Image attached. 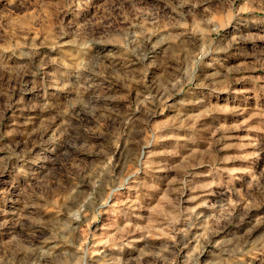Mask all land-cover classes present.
<instances>
[{"label":"rangeland","instance_id":"rangeland-1","mask_svg":"<svg viewBox=\"0 0 264 264\" xmlns=\"http://www.w3.org/2000/svg\"><path fill=\"white\" fill-rule=\"evenodd\" d=\"M0 264H264V0H0Z\"/></svg>","mask_w":264,"mask_h":264}]
</instances>
